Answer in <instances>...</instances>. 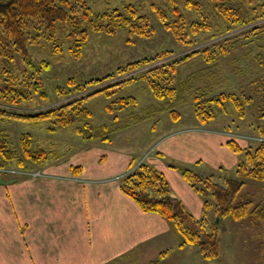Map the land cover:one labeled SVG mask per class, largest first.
<instances>
[{
  "label": "rangeland",
  "instance_id": "rangeland-1",
  "mask_svg": "<svg viewBox=\"0 0 264 264\" xmlns=\"http://www.w3.org/2000/svg\"><path fill=\"white\" fill-rule=\"evenodd\" d=\"M175 1L189 22L198 20V17L186 8V0ZM197 1L203 2L206 7L212 29L191 37L192 43L189 46L175 41L157 19L152 5L165 9V0H86V5L93 13L132 5L138 15L148 17L149 24L154 28L152 37H139L129 33L126 28H118L111 35L91 32L79 59L70 57L68 38L65 36L67 32L63 29H58L55 33V39L63 49L60 54L53 52L52 42L45 38L40 39L38 44H27L26 52L32 63L49 64V68L44 69L39 76L46 98L41 99L34 95L25 102L3 107L15 113L33 115L57 107L70 99L94 93L86 98L83 104L91 113V117L78 119L73 126L56 127L54 130H49L51 125L48 120L32 122L0 119V134L7 135L10 149L15 155V159L5 166L7 170H0V176L5 171L12 174L29 171L34 169L36 163H40L38 155L34 156L36 159L30 160L27 154L24 155L21 151L20 139L27 134L31 136V153L35 155L36 150L43 149L48 159L46 162L64 161L86 146H104L135 154L134 164L143 159L146 162L151 156H158L163 162L170 163L171 160L156 153V148L168 134L179 131H210L227 140H235L244 147L254 146L258 138L257 129L264 126L261 117L264 113V34H250L233 41L229 54L218 56L216 62L211 65L200 57L189 60L187 65L180 67L170 85L176 90L171 99L157 98L141 78L143 72L153 66L200 50L260 23L233 28L227 33L226 25L212 13L207 2ZM162 52L168 53L169 56L157 60L156 55ZM14 57L13 61L0 57V73L2 69L10 71L13 75L30 73L19 54L15 53ZM136 62L135 67L128 69V65ZM124 68L125 72H118V69ZM104 78L106 79L103 82L88 86L80 93L69 85V81L79 85L91 79ZM128 78L130 81L127 84L116 86ZM108 86L110 88L100 91ZM221 93H235L250 98L245 106L244 116L239 117L230 104H226L225 110L224 107L217 110L214 119L205 124L197 122L194 117L196 100L201 102ZM120 103L127 105L118 110L116 106ZM147 111L151 113L141 118ZM85 123L91 124L95 129L106 125L108 132L90 140L85 139L76 133V127ZM104 138H108L110 142H106ZM237 156L238 162L234 168L221 166L217 169L206 163L177 168H189L223 183L225 177H235V169L242 158L241 155ZM243 191L254 193V200L258 201L264 196V183L247 180ZM206 215L209 221L215 222L218 227L219 255L216 259L205 260L194 246L178 247V244L171 241L168 255L164 256L168 251L165 250L148 264H264L263 222L252 218L242 221L222 218L215 214L213 207Z\"/></svg>",
  "mask_w": 264,
  "mask_h": 264
},
{
  "label": "trees",
  "instance_id": "trees-1",
  "mask_svg": "<svg viewBox=\"0 0 264 264\" xmlns=\"http://www.w3.org/2000/svg\"><path fill=\"white\" fill-rule=\"evenodd\" d=\"M165 1V9L157 5H152V9L164 29L169 31L178 43L189 46L192 43L191 37L212 29L210 16L206 14L203 2L185 1L188 11L198 17L197 21L189 22L186 15L178 9L175 0ZM205 1L217 19L226 25L227 33L233 28H244L260 23L236 35L227 36L204 46L200 50L144 71L141 78L146 81L153 94L161 100L174 97L176 90L170 85L175 75L179 73L180 67L187 65L189 60L200 57L205 63L211 65L216 62L218 56L229 54L233 41L250 34H264V0ZM118 28H126L129 33L145 38L152 37L154 34V28L149 24L148 17L138 15L132 5L93 13L86 5V0H0V57L13 61L14 54L18 53L22 63L30 72L13 75L6 69L1 70L0 119L31 120L32 122L48 120L51 125L49 130L73 126L78 119H89L91 113L83 104L84 100L94 93L70 99L57 107L33 115L15 113L4 108L3 105L14 106L34 95L41 99L46 98L39 76L44 69L49 68V64L47 62L39 65L32 63L26 52L27 44H38L40 39L45 38L52 42L53 52L60 54L63 49L62 45L56 41L55 33L58 29H63L67 32L65 36L68 38L70 57L79 59L91 32L111 35ZM168 56V53L162 52L156 55V58L160 60ZM136 64L137 62L128 65V69L135 67ZM118 72H125V68L118 69ZM105 79H91L79 85L69 81V85H72L74 91L80 93L86 87L99 84ZM129 81L128 78L114 85L127 84ZM107 88L110 87L102 88L100 91L103 92ZM249 101L250 98L235 93H221L201 102L196 100L194 117L197 122L205 124L216 117L218 109L224 107L225 110L226 104H230L238 116L243 117L245 106ZM126 105L120 103L116 107L121 110ZM149 113L151 111H147L141 118H145ZM261 117L264 122V113ZM257 130L258 138L262 140L257 141L254 146L241 147L235 140L226 142V146L232 152L242 156L235 169V177H225L223 183H219L212 176H204L189 168L179 169L185 182L202 201L201 215L198 218L190 213L179 198L170 193L164 175L145 161L130 166L131 170L120 181V189L138 205L141 211L157 214L167 220L177 236L179 247L194 246L203 259H216L219 255L218 227L215 222L207 218L208 210L213 207L215 214L222 218L229 217L236 221L252 218L264 223V196L255 201L254 193L243 191L247 180L264 183V126ZM107 132L106 125L97 129L89 123L76 127V133L89 140ZM0 135V170H4L7 163L15 159V155L10 149L7 135ZM104 139L110 142L108 138ZM31 142L29 134L22 136L20 139L22 153L27 154L30 160L36 159L34 156L38 155L37 159L40 161H37L42 162L47 158L45 151L40 149L34 152L35 155L32 154Z\"/></svg>",
  "mask_w": 264,
  "mask_h": 264
},
{
  "label": "crops",
  "instance_id": "crops-1",
  "mask_svg": "<svg viewBox=\"0 0 264 264\" xmlns=\"http://www.w3.org/2000/svg\"><path fill=\"white\" fill-rule=\"evenodd\" d=\"M227 141L210 131L171 133L156 148L170 163L146 162L198 218L202 201L177 167L234 168L238 156ZM47 160L0 176V264H148L178 244L167 220L141 211L120 189L135 154L86 146L64 161Z\"/></svg>",
  "mask_w": 264,
  "mask_h": 264
},
{
  "label": "built area",
  "instance_id": "built-area-1",
  "mask_svg": "<svg viewBox=\"0 0 264 264\" xmlns=\"http://www.w3.org/2000/svg\"><path fill=\"white\" fill-rule=\"evenodd\" d=\"M261 140H262V139L257 138V139H256V142H257V141H261ZM144 161H145V160L143 159L142 161L138 162V164L141 163V162H144ZM2 171H3V170H2ZM32 176H33V177L39 176V173H34V174H32Z\"/></svg>",
  "mask_w": 264,
  "mask_h": 264
}]
</instances>
